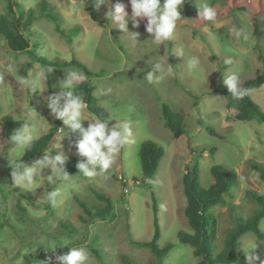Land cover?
Instances as JSON below:
<instances>
[{"label": "rangeland", "instance_id": "obj_1", "mask_svg": "<svg viewBox=\"0 0 264 264\" xmlns=\"http://www.w3.org/2000/svg\"><path fill=\"white\" fill-rule=\"evenodd\" d=\"M15 1L26 12L24 19L28 12L33 16L25 35L38 55L60 62L74 58L93 73L87 78L76 67H53L44 84L39 76L44 69L32 63L27 55L10 52L0 37V118L9 115L23 123L28 118L39 137L55 128L46 151L34 157L29 166H34L45 153L51 155V150L68 158L76 155L70 141L77 142L79 133L72 132L58 119V124L52 125L50 119L54 117L46 106L47 98L59 92L69 72L82 74L90 81L97 105L107 114L108 127L126 122L130 135L113 166L103 174L87 177L77 172L65 180L53 173L49 181L51 171L44 169L31 187H19L13 184L9 162L24 152L9 144L10 135L3 136L0 125V264H55V256L67 253L69 247H86L89 253L86 264H98L91 248L101 254L105 264H122V256L135 264H157L148 249L129 242L149 241L152 237L151 193L157 203V246L163 249L172 245L161 264H203L192 255L189 245L177 239L180 231H189L183 215L181 178L194 164L198 165L199 185L203 189L213 183L210 173L213 165L232 170L238 177L229 194L224 195L225 204L212 209L217 220L212 250V255H216L223 248L226 231L233 225L228 206L237 205L240 216L249 218L257 205L246 200L245 193L252 190L264 195V183L247 169L248 161L264 164V123L236 120L235 109L228 108L226 97L216 92L219 86L227 87L224 80L233 72L240 75L243 83L261 73L264 0H185L172 39L160 47L147 33L146 19L137 28L128 22V30L139 33L136 41L133 33L122 32L115 22L108 20L103 5H96L102 21L95 23L85 11L86 0ZM42 2L55 14L65 32L80 29L71 44L42 16ZM116 2L124 4L125 11L131 14L130 0H112ZM205 4L217 12L215 24L198 17V9L202 10ZM0 15L11 16L7 0H0ZM234 29H240L249 38L237 40ZM181 48L183 57L175 54ZM192 57L200 60L196 68L191 67ZM228 57L233 64H224ZM155 63L165 68L169 63L173 74H164L162 79L154 77L149 82L148 73L161 75L156 72ZM21 78L31 81V85H25ZM249 96L264 114V84L252 89ZM164 104L181 118L184 133L178 138L164 127L161 116ZM85 116L93 118L87 111ZM82 123L87 127L89 121ZM145 141L163 150L151 180L143 178L138 157L139 147ZM91 189L110 198L116 214L111 223L88 216L73 200L77 196L89 208L101 207L102 202ZM53 190L60 192L55 206L46 199ZM259 229L264 234V219L260 220ZM254 241L257 264H264V239L258 240L252 232L240 237L237 257L245 256Z\"/></svg>", "mask_w": 264, "mask_h": 264}, {"label": "trees", "instance_id": "obj_2", "mask_svg": "<svg viewBox=\"0 0 264 264\" xmlns=\"http://www.w3.org/2000/svg\"><path fill=\"white\" fill-rule=\"evenodd\" d=\"M8 9L11 14L10 18L0 15V37L4 39L7 49L14 54L27 55L32 63L39 64L44 70L48 68H64L76 67L83 71L87 78L91 77V73L86 67L74 58L69 62L49 61L46 58L38 55L35 52V46L31 45L29 39L25 35L28 30L33 16L28 12V17L24 19L26 12L22 10V6L15 0H7ZM42 16L50 20L53 24L55 32L66 41L67 44L72 43V37L77 35L79 28L75 27L69 32H65L60 28L58 18L46 6L45 2L41 4ZM85 11L92 22H101L97 15L96 0H86ZM264 84V66L259 75L255 78L245 81L242 86L248 89V94L242 99H234L231 92H228L227 87L219 86L216 92H220L227 99V107L235 109L234 118L242 122L258 121L264 123V114L259 106L252 101L249 92L252 89L262 87ZM77 94L81 95L87 103V112L94 115L101 121H107V114L97 105L96 99L92 95L90 81L85 80L76 88ZM161 116L163 124L168 129L174 138L180 137L184 130L182 128L181 118L178 114H174L165 104L162 105ZM52 125H57L58 120L50 119ZM22 121H14L9 115H3L0 118L1 133L3 136H9L20 128ZM207 131L216 135V133L207 128ZM55 132V128H51L47 133L43 134L36 140L31 149L27 153H23L21 161L30 165L37 155L46 151L49 142ZM74 144V143H73ZM75 149V147H74ZM76 151V149H75ZM58 154L57 151L51 150V155ZM213 156V151H211ZM163 156V150L157 144L145 141L141 143L138 151L139 162L141 166L142 176L145 180H151L155 175L159 161ZM86 158L75 155L68 158L65 163V171L68 174L77 173V162L85 161ZM247 169L254 172L258 179L264 183V164L255 161L247 162ZM1 156H0V172ZM210 173L213 178V183L206 189L199 185L198 165L194 164L192 168L185 172L181 178L182 191L185 198L183 215L189 231H180L177 234V239L180 243L189 245L192 248V255L198 258L203 264H245V256L237 257L236 249L241 236L247 232H252L255 237L262 241L264 234L259 229V222L264 219V195L259 192L248 190L245 193V199L252 201L257 205V209L249 218H242L238 213L237 205H229L228 211L233 218V225L230 227L224 237L223 248L216 254L212 255V250L215 249V240L217 232V220L212 212V209L225 204L224 195L229 194L230 189L238 180L236 172L225 169L219 165H213L210 168ZM114 177V175H113ZM94 197L102 202V206L98 208H89L88 204L77 196H73V200L80 209L90 217L97 218L101 221L112 222L116 214L110 198L94 189H91ZM30 200V197H27ZM152 212H153V234L149 241H138L130 239V244L138 248L148 249L151 255L156 259L157 264H161L162 259L166 255L172 245H167L163 249H159L157 241L159 238V228L156 222L157 203L153 193H151ZM20 208V207H19ZM63 228L67 229L65 223H61ZM91 254L98 264H105L101 254L91 248ZM122 264H135L129 257H121Z\"/></svg>", "mask_w": 264, "mask_h": 264}, {"label": "clouds", "instance_id": "obj_3", "mask_svg": "<svg viewBox=\"0 0 264 264\" xmlns=\"http://www.w3.org/2000/svg\"><path fill=\"white\" fill-rule=\"evenodd\" d=\"M185 0H130L131 14L125 11L124 4L120 2L112 3V0H96L97 7L101 5L107 8L105 16L108 20L115 22V26L122 32H131L128 30V22L131 21L134 28L139 27L140 22L146 19L145 29L151 34L153 42L157 46L164 45L165 42L172 39L177 28L178 21L182 18L179 9L183 7ZM198 17L205 21L215 24L217 12L213 7L207 4L203 5L202 10L198 9ZM133 33V39L138 41V32ZM233 35L237 40H247L249 37L240 29H234ZM179 57L184 56V49L181 48L177 53ZM231 57L225 58L224 64H233ZM191 67L196 68L200 65V60L197 57H192ZM156 72L161 75L157 76L153 73L147 74L149 82L154 77L162 79L164 74L172 75V66L168 63L165 68L160 63H155ZM52 68L41 70L39 73L40 79L46 84L48 73ZM22 79V82L30 86L31 81ZM86 77L77 72H69L68 78L61 82L62 87L59 92L47 98V108L50 114L60 121L72 132H78L80 139L70 146L75 147L76 155L86 158L85 161L77 162L76 168L79 173L87 177H95L105 173L110 169L119 154L123 145L128 142L130 129L126 122L117 123L109 128L107 121H101L93 115L92 119L85 116L87 111V103L83 97L76 92V88L80 83L85 81ZM228 92H231L234 99H242L248 94V89L242 86L240 75L233 72L224 80ZM107 91H111L110 89ZM88 120L87 127L83 125V121ZM115 120V119H114ZM47 131V129H44ZM39 139V136L33 130L31 120L25 118V122L20 128L12 132L7 139L9 144H14L15 147L21 149L24 154L32 148L34 142ZM24 156V155H23ZM22 157V156H20ZM20 157L9 162L11 167V178L16 186L31 187L42 173L44 169H50L51 174L48 175L49 181L53 179V173L58 179H67L69 174L65 171V163L68 157L63 154L54 156L45 153L44 157L37 160L34 166H29L20 160ZM60 196L58 190L48 192L47 201L55 206L57 198ZM256 241L253 242L250 250L245 252V264H257L258 257L255 255ZM89 259V253L86 247H69L67 253L55 256V264H86Z\"/></svg>", "mask_w": 264, "mask_h": 264}]
</instances>
